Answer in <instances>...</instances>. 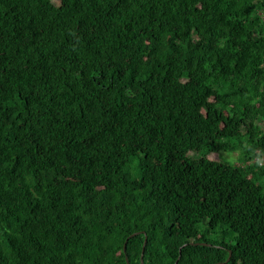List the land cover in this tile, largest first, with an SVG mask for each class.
Instances as JSON below:
<instances>
[{
    "label": "trees",
    "instance_id": "1",
    "mask_svg": "<svg viewBox=\"0 0 264 264\" xmlns=\"http://www.w3.org/2000/svg\"><path fill=\"white\" fill-rule=\"evenodd\" d=\"M126 257L264 264V0H0V264Z\"/></svg>",
    "mask_w": 264,
    "mask_h": 264
},
{
    "label": "rangeland",
    "instance_id": "2",
    "mask_svg": "<svg viewBox=\"0 0 264 264\" xmlns=\"http://www.w3.org/2000/svg\"><path fill=\"white\" fill-rule=\"evenodd\" d=\"M210 158L213 159H218V160H225V161H229V162H237L238 163V158L240 157V155L238 154V152H226V153H222V154H218V152L213 153L211 155H208Z\"/></svg>",
    "mask_w": 264,
    "mask_h": 264
},
{
    "label": "water",
    "instance_id": "3",
    "mask_svg": "<svg viewBox=\"0 0 264 264\" xmlns=\"http://www.w3.org/2000/svg\"><path fill=\"white\" fill-rule=\"evenodd\" d=\"M146 241H147V237L145 236L144 243H143V248H142V254H141V261L142 262H143L142 258H143V253H144V248H145ZM124 251H126V246L125 245H124ZM126 261H127V264H129V261H128V258L127 257H126Z\"/></svg>",
    "mask_w": 264,
    "mask_h": 264
}]
</instances>
